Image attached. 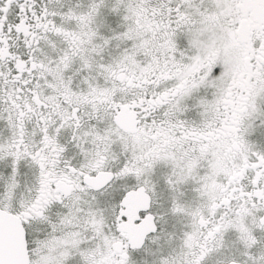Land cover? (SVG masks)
I'll return each instance as SVG.
<instances>
[{
	"label": "snow or ice",
	"instance_id": "1",
	"mask_svg": "<svg viewBox=\"0 0 264 264\" xmlns=\"http://www.w3.org/2000/svg\"><path fill=\"white\" fill-rule=\"evenodd\" d=\"M0 264H264V0H0Z\"/></svg>",
	"mask_w": 264,
	"mask_h": 264
}]
</instances>
